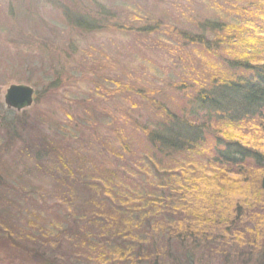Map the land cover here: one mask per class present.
I'll list each match as a JSON object with an SVG mask.
<instances>
[{
	"label": "trees",
	"instance_id": "obj_1",
	"mask_svg": "<svg viewBox=\"0 0 264 264\" xmlns=\"http://www.w3.org/2000/svg\"><path fill=\"white\" fill-rule=\"evenodd\" d=\"M189 1H170L187 9L189 24H174V20L161 24V18H155L134 25L143 38L157 30H170V42L166 41L171 52L177 40L182 42L185 58L190 54L195 59L181 62L184 80L176 84L185 92L184 103L175 110L163 106L154 119L134 125L141 129L134 136L145 138L149 154H137L131 138L122 135L118 142L121 152L137 154V163L132 169L128 162L122 164L123 170L107 167L103 176L84 182L90 194L78 207L82 215L73 214L69 224L58 210L46 214L48 220L41 211L37 222L28 219L34 223L29 228L36 235L34 259L42 252L37 256L39 264H166V258H174L171 264H199L196 247L189 243L205 245L220 236L227 238V231L234 240L231 248L240 253L236 258L227 255L226 261L264 264V0H242V5L222 2L226 8L200 0L206 16L193 12ZM34 3H23L29 9L24 12L29 20L39 16ZM100 10L80 15L64 9V15L78 28L106 29L111 18ZM128 28L132 27L121 29ZM154 38L155 45L166 46L162 37ZM203 54L211 59V69H201ZM170 55L172 61L177 58ZM156 114L162 117L156 119ZM36 151L37 165H47ZM61 168L66 175L62 177L71 178L73 172ZM236 176L256 185L262 194L240 192ZM123 177L132 188L124 186ZM68 186L59 191L68 192ZM63 197L54 208L73 203ZM26 205L27 199L19 207ZM3 227L0 224V234L5 233L1 238L11 249H19L14 253L27 254L19 242L26 231L18 229L21 233L14 236L11 226ZM208 250L213 249L209 246Z\"/></svg>",
	"mask_w": 264,
	"mask_h": 264
},
{
	"label": "rangeland",
	"instance_id": "obj_2",
	"mask_svg": "<svg viewBox=\"0 0 264 264\" xmlns=\"http://www.w3.org/2000/svg\"><path fill=\"white\" fill-rule=\"evenodd\" d=\"M25 1L0 0V224L3 228L11 226L14 236L21 233L18 229L26 231L21 233L19 242L27 254L22 252V257L15 254L19 249L15 244L11 249L1 238L5 234L2 233L0 264H39L37 256L42 252L38 251L34 259L36 235L29 228L28 219L37 222V212L41 211L48 220L46 214H55L58 210L69 224L73 214H83L78 207L90 194L84 182L93 176H103L108 168L123 170L122 164L127 162L132 169L138 153H150L145 138L134 136L141 132L134 125L154 119L155 112L163 106L174 110L181 107L185 92L176 84L184 80L181 62L195 60L190 54L185 58L182 42L176 39L171 52L167 44L170 30L144 35L146 40L134 30L135 24L144 25L145 20L155 18H161V24H172L173 20L174 24H189L191 17L184 12L187 9L170 3L172 0H35L33 10L39 15L36 20H33L35 16L31 20L25 17L24 12L29 11L23 4ZM211 1L222 8H226L222 2L243 4L242 0ZM187 5L193 12L206 16L200 0H191ZM99 7L111 18L106 29L84 30L68 22L64 15V9L87 15L86 12ZM123 26L132 28L124 31ZM158 36L166 46L151 42ZM170 54L177 58L172 61ZM201 57V69H211V59L205 54ZM12 83L28 84L35 89L32 105L21 110L6 106L4 94ZM161 117L156 114L155 118ZM122 135L131 138V148L137 154L121 152L118 142ZM109 149L112 152L107 154ZM36 150L47 165H37ZM62 166L73 172L71 178L62 177L66 176L61 172ZM235 178L240 192L258 193L256 185L247 179ZM127 180L122 178L124 186L132 188ZM68 185L74 193L59 191ZM63 195L73 203L54 208V203L63 201ZM25 199L24 212L19 206H24ZM48 207L55 210L50 212ZM224 234L228 237L220 236L206 241L205 245L189 243L196 247L199 264H236L230 258L226 261L225 257L236 258L235 254L240 251L231 248L234 240L228 231ZM209 246L212 251L208 250ZM161 248L163 252L170 251L162 244ZM184 248L180 250L183 252ZM173 259L166 258V264H171ZM237 264L248 263L238 261Z\"/></svg>",
	"mask_w": 264,
	"mask_h": 264
},
{
	"label": "water",
	"instance_id": "obj_3",
	"mask_svg": "<svg viewBox=\"0 0 264 264\" xmlns=\"http://www.w3.org/2000/svg\"><path fill=\"white\" fill-rule=\"evenodd\" d=\"M35 89L28 84L12 83L6 89L4 102L8 108L21 110L34 102Z\"/></svg>",
	"mask_w": 264,
	"mask_h": 264
}]
</instances>
